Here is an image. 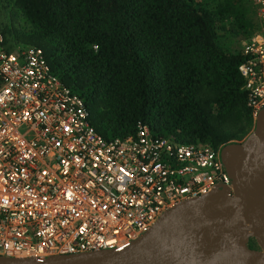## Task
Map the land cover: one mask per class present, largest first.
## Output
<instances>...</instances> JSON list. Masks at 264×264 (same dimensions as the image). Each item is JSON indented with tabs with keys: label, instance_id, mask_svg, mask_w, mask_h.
Instances as JSON below:
<instances>
[{
	"label": "built area",
	"instance_id": "obj_1",
	"mask_svg": "<svg viewBox=\"0 0 264 264\" xmlns=\"http://www.w3.org/2000/svg\"><path fill=\"white\" fill-rule=\"evenodd\" d=\"M243 41L246 103L264 108V0ZM223 145L178 142L139 121L105 138L39 46L9 50L0 32V256L35 261L124 247L175 205L232 188Z\"/></svg>",
	"mask_w": 264,
	"mask_h": 264
},
{
	"label": "trees",
	"instance_id": "obj_2",
	"mask_svg": "<svg viewBox=\"0 0 264 264\" xmlns=\"http://www.w3.org/2000/svg\"><path fill=\"white\" fill-rule=\"evenodd\" d=\"M257 25L248 0H0L7 48L41 47L105 138L143 121L182 143L242 140L253 125L244 57L219 31L248 36Z\"/></svg>",
	"mask_w": 264,
	"mask_h": 264
},
{
	"label": "water",
	"instance_id": "obj_3",
	"mask_svg": "<svg viewBox=\"0 0 264 264\" xmlns=\"http://www.w3.org/2000/svg\"><path fill=\"white\" fill-rule=\"evenodd\" d=\"M221 159L232 188L175 205L127 246L39 261L0 256V264H219L239 248L249 255L241 264H264V108L243 140L223 145Z\"/></svg>",
	"mask_w": 264,
	"mask_h": 264
},
{
	"label": "rangeland",
	"instance_id": "obj_4",
	"mask_svg": "<svg viewBox=\"0 0 264 264\" xmlns=\"http://www.w3.org/2000/svg\"><path fill=\"white\" fill-rule=\"evenodd\" d=\"M245 2H247V0H245ZM248 2L249 3H252L251 2V0H248ZM251 17V19H253L252 18V15L250 16ZM252 30V29H251ZM256 30V29H255ZM220 33H221V36H222V38L220 39V42L222 43V44H224L225 45V47H227V48H230V49H234V50H240L241 49V46H242V43H243V41H246V40H248L249 39V37L252 35V34H250V35H246V36H242V35H236V36H234V35H232L230 32H228V31H219ZM252 32H255L254 30L252 31ZM253 128H254V120H253V125L251 126V128H250V130H249V132H248V134L253 130ZM247 134V135H248ZM246 135V136H247ZM245 136V137H246ZM244 137V138H245ZM243 138V139H244ZM242 139V140H243ZM239 141H241V140H239ZM253 241H254V243H255V249H257L258 248V245H257V243H256V241H255V239L254 238H251Z\"/></svg>",
	"mask_w": 264,
	"mask_h": 264
},
{
	"label": "bare ground",
	"instance_id": "obj_5",
	"mask_svg": "<svg viewBox=\"0 0 264 264\" xmlns=\"http://www.w3.org/2000/svg\"><path fill=\"white\" fill-rule=\"evenodd\" d=\"M248 258V253L244 249L239 248L236 252L227 254L219 261V264H241Z\"/></svg>",
	"mask_w": 264,
	"mask_h": 264
}]
</instances>
